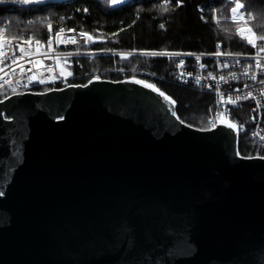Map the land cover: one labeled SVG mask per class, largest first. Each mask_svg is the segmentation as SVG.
<instances>
[{
  "label": "water",
  "instance_id": "1",
  "mask_svg": "<svg viewBox=\"0 0 264 264\" xmlns=\"http://www.w3.org/2000/svg\"><path fill=\"white\" fill-rule=\"evenodd\" d=\"M135 80L171 97L97 76L0 99V264H264L263 155Z\"/></svg>",
  "mask_w": 264,
  "mask_h": 264
},
{
  "label": "trees",
  "instance_id": "2",
  "mask_svg": "<svg viewBox=\"0 0 264 264\" xmlns=\"http://www.w3.org/2000/svg\"><path fill=\"white\" fill-rule=\"evenodd\" d=\"M244 1L251 25L264 35V0ZM164 5L165 0H125L118 4L112 0H47L33 4L0 0V22L7 24V36L16 37L17 41L45 39L48 26L52 25L55 31L65 26L87 32L97 38L91 47L104 50L251 51L236 33L239 24L231 20L232 5L227 0H182L179 6L177 0H170L167 12L162 11ZM174 64V58L159 55L123 59L118 54L80 57L70 67L69 83H86L94 76L139 77L173 97L185 122L202 128L213 126L209 119L215 109L214 94L178 82L173 74ZM57 86L63 84H46L35 90ZM232 119L236 121L235 117ZM239 149L243 155L264 156V145L256 143L250 132L240 134Z\"/></svg>",
  "mask_w": 264,
  "mask_h": 264
},
{
  "label": "built area",
  "instance_id": "3",
  "mask_svg": "<svg viewBox=\"0 0 264 264\" xmlns=\"http://www.w3.org/2000/svg\"><path fill=\"white\" fill-rule=\"evenodd\" d=\"M227 1L231 3L232 7L234 6L232 0ZM241 2L245 6V1L241 0ZM246 20L247 23L238 21V28L246 29L251 27L256 32L248 22L247 15ZM0 28H5V26L0 24ZM61 28L65 31L60 36H57L56 34ZM59 29L56 31L49 30L45 39L35 38L31 39L33 41L31 45L24 44L26 52L30 53V55L25 56L24 59L18 62V65L25 69L24 72H21L18 65L8 67L11 64V55L9 54L8 59L5 61V71L0 73V77H2L0 84H3V87H0V96L35 90V88L42 85L62 82L63 79L58 74L59 62L57 57L64 58L66 62H69L72 57L92 58L102 54L119 55L131 52L133 53L132 55H143L142 50H102L93 48L91 45L95 42L94 39L87 41L86 37L80 35V33H84L83 31L66 28L65 26H60ZM72 29L75 31H70ZM247 35H250V33L246 32L245 36ZM259 35L257 33V36L254 37L257 39L256 47L248 44L251 48L250 52H223L225 55L221 56L215 55L218 51L161 50L156 52L181 53L179 56H159L175 59L173 74L178 82L198 87L214 94L216 104L214 112L209 119L212 125L220 118L229 119L238 126L240 134L250 132L252 139L256 143L264 145V139H262L264 137V83L261 82L264 81V71L256 67L257 60L264 65V52L259 51L260 47H264V41H259ZM50 37L53 40L51 49L47 45ZM67 37H75L76 43H72ZM36 41H40V43L37 44ZM15 42L20 43L22 41L16 40ZM37 48H39V52L36 51ZM6 51L8 50L6 49ZM227 53L240 55H227ZM16 55H21L18 48L16 49ZM180 61L184 62L182 67H178ZM37 62H40L39 66ZM249 65H252V67L249 68ZM27 69H31V71H27ZM246 70L249 73L248 75L244 74ZM182 72L185 74L184 76L180 75ZM188 73H191V75H187ZM233 74H235V78H233ZM221 76H224L225 79L220 80ZM253 76L256 79H252ZM29 77H35V79L29 82ZM197 78H199V83ZM39 80L44 82L40 83ZM8 81H11V83H8ZM244 85H248V87H244ZM248 93H251L250 98L241 99L236 104L228 100L229 96L235 100L237 96L244 97ZM218 113L220 114L219 116L217 115ZM233 117L236 118V121L232 119Z\"/></svg>",
  "mask_w": 264,
  "mask_h": 264
},
{
  "label": "snow or ice",
  "instance_id": "4",
  "mask_svg": "<svg viewBox=\"0 0 264 264\" xmlns=\"http://www.w3.org/2000/svg\"><path fill=\"white\" fill-rule=\"evenodd\" d=\"M20 3L22 4H29V3H35V2H40V0H19ZM124 0H112L113 4H118V3H123ZM170 2V0H165V5L162 6V11L167 12L169 11V7L167 6V4ZM182 3V0H177V6H179ZM232 3L234 4L233 7H231L230 10V17L231 20L235 23L238 21H244L245 23H247L246 20V15H250V13L247 12V10L244 9V3L241 2V0H232ZM243 10V11H241ZM84 11H87V9H85ZM227 19V17H226ZM217 23H220L219 20H217ZM51 25L48 26L49 30H51ZM161 28H164V25L161 24L160 25ZM64 29H59V32L56 34L57 36H60L62 33H64ZM70 31H75L74 29L70 30ZM7 30L4 28H0V73L5 71V61L8 59L9 54L11 55V64L8 65V67H11V65H18V62L22 59H24L25 56L30 55V53L26 52L24 44H28L31 45L32 44V40L29 39H25L20 43H16L15 41L17 40L16 37H8L6 34ZM250 33V35L245 36V33ZM236 33L240 36L241 39L246 40L247 44L256 47L257 46V39H255L254 37L257 36V33L253 31V29L251 27L249 28H237L236 29ZM80 35L82 37H86L87 41H92L94 39V37L92 35H90L89 33H80ZM115 35V34H114ZM67 39H70L72 43H76V39L75 37H67ZM259 41H264V35H259L258 36ZM37 44L40 43V41H36ZM52 43L53 40L50 37L47 41V45L49 47V49H51L52 47ZM19 49L21 55L17 56L16 55V49ZM6 49L8 51H6ZM37 52H39V48H37L36 50ZM259 51L264 52V47H260ZM133 53L129 52L126 54H121V58H127L128 56H131ZM143 55H151V56H157V55H164V56H179L181 55V53H177V52H173V53H168V52H156V51H148V50H144L142 52ZM45 55H47V53H45ZM215 55L217 56H221V55H225V53L223 52H216ZM227 55H240V54H233V53H227ZM57 60H59V58L57 57ZM239 62V61H237ZM29 63H31V61H29ZM183 61H180L178 64V67H182L183 66ZM38 66L40 65V62H37ZM19 66V65H18ZM227 66V65H225ZM21 72H24L25 69L22 66H19ZM249 68L252 67V65L248 66ZM256 67L260 68L262 71H264V65L261 64V62L259 60L256 61ZM51 70V69H49ZM13 71H15V69H13ZM27 71H31V69H27ZM245 75H248V71L246 70ZM181 76H184L185 74L182 72L180 74ZM187 75H191V73H188ZM211 75V74H209ZM233 78H235V74H233ZM0 79H2V77H0ZM33 79H35V77H29V82H31ZM213 79H215V77H213ZM225 77L221 76L220 80H224ZM252 79H256L255 76L252 77ZM40 83H43V80H39ZM197 82L199 83V78H197ZM262 83H264V81H261ZM8 83H11V81H8ZM135 83L137 84H142L144 87L149 88L155 92H157L160 96L164 97L166 100L171 101L173 104L175 103V101L171 100V97L167 96L164 92L160 91V89L156 88L153 84H150L146 81H142V80H135ZM0 87H3V84H0ZM244 87H248V85H244ZM13 91H15V89H13ZM237 91H239V89H237ZM251 97V93H248L246 96L244 97H240L237 96L235 100L232 99L231 96L228 97V100L233 103L236 104L239 100L241 99H247ZM223 99V96H222ZM174 114V113H173ZM218 116L220 115L219 113L217 114ZM227 126L229 128H232L234 130H238V126L235 123H231L229 122L227 124ZM262 139H264V137H262ZM239 155V153H237ZM242 158H253V157H242ZM260 159H264V156L259 157ZM0 195H2V193H0Z\"/></svg>",
  "mask_w": 264,
  "mask_h": 264
},
{
  "label": "rangeland",
  "instance_id": "5",
  "mask_svg": "<svg viewBox=\"0 0 264 264\" xmlns=\"http://www.w3.org/2000/svg\"><path fill=\"white\" fill-rule=\"evenodd\" d=\"M43 1H47V0H40V2H43ZM125 1V0H124ZM37 3V2H35ZM29 4H33V3H29ZM248 18V17H247ZM248 22L250 23L249 19H248ZM0 24L4 25L6 29L7 28V24L6 23H1ZM251 25V23H250ZM52 26V25H51ZM252 26V25H251ZM253 27V26H252ZM254 28V27H253ZM49 29V28H48ZM52 29V27H51ZM94 37V41H97V38L95 36ZM104 50V49H102ZM115 50H118V49H115ZM144 51V50H142ZM121 55V54H119ZM139 55V54H137ZM134 56V55H132ZM76 58H80V57H72L70 58L69 62H66L64 60V58H59L58 62H59V66H58V74L60 75V77L63 79V81L61 82L63 85H67V84H70L69 83V80H70V77H71V70H70V67L73 63V60L76 59ZM87 58H91V57H87ZM93 58V57H92ZM94 77H97V76H94ZM58 87V86H57ZM61 87V86H60Z\"/></svg>",
  "mask_w": 264,
  "mask_h": 264
}]
</instances>
